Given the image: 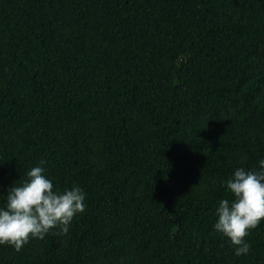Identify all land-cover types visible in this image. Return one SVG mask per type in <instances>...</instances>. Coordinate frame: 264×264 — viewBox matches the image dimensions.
Instances as JSON below:
<instances>
[{"label": "trees", "instance_id": "obj_1", "mask_svg": "<svg viewBox=\"0 0 264 264\" xmlns=\"http://www.w3.org/2000/svg\"><path fill=\"white\" fill-rule=\"evenodd\" d=\"M260 157L264 0H0V193L41 159L86 193L0 264H264V221L212 228Z\"/></svg>", "mask_w": 264, "mask_h": 264}, {"label": "clouds", "instance_id": "obj_2", "mask_svg": "<svg viewBox=\"0 0 264 264\" xmlns=\"http://www.w3.org/2000/svg\"><path fill=\"white\" fill-rule=\"evenodd\" d=\"M41 159L25 179L0 193V245L19 251L29 238L43 239L51 230L67 234L79 213L85 211L86 193L77 184L54 186ZM221 183L230 196L219 199L213 230L230 241L234 255L246 256L250 230L264 221V157L255 167H236Z\"/></svg>", "mask_w": 264, "mask_h": 264}]
</instances>
